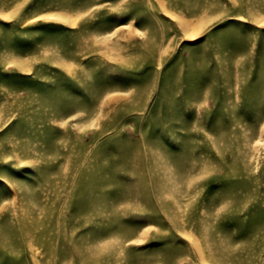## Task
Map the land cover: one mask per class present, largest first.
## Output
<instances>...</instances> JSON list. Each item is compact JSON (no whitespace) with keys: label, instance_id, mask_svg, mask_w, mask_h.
<instances>
[{"label":"rangeland","instance_id":"rangeland-1","mask_svg":"<svg viewBox=\"0 0 264 264\" xmlns=\"http://www.w3.org/2000/svg\"><path fill=\"white\" fill-rule=\"evenodd\" d=\"M0 264H264V0H0Z\"/></svg>","mask_w":264,"mask_h":264}]
</instances>
